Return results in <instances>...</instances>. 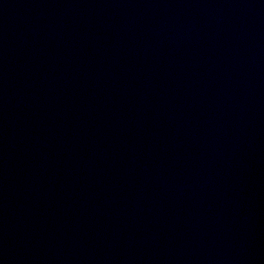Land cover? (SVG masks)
<instances>
[{
  "label": "water",
  "instance_id": "1",
  "mask_svg": "<svg viewBox=\"0 0 264 264\" xmlns=\"http://www.w3.org/2000/svg\"><path fill=\"white\" fill-rule=\"evenodd\" d=\"M0 264H264V0H0Z\"/></svg>",
  "mask_w": 264,
  "mask_h": 264
}]
</instances>
